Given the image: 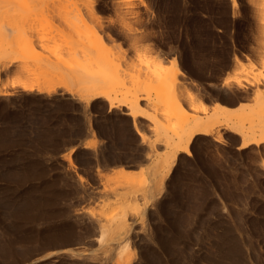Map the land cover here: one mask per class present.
I'll list each match as a JSON object with an SVG mask.
<instances>
[{
	"label": "rangeland",
	"instance_id": "obj_1",
	"mask_svg": "<svg viewBox=\"0 0 264 264\" xmlns=\"http://www.w3.org/2000/svg\"><path fill=\"white\" fill-rule=\"evenodd\" d=\"M235 1L0 0V44L14 40L0 56V198L20 204L10 214L0 208V264H116L120 251L128 264H264V143L239 148L219 128V142L199 136L163 181L166 169L145 161L156 139L149 124L141 140L139 118L116 102L123 89L108 90L112 107L87 104L69 79L118 62L128 73V61L148 76L152 58H174L207 107L211 90L248 86L249 97L230 107L256 118L261 6ZM162 119L172 135L175 121ZM120 167L127 175L115 174ZM133 198L138 214L126 209ZM112 209H126V231L98 240L96 219Z\"/></svg>",
	"mask_w": 264,
	"mask_h": 264
},
{
	"label": "bare ground",
	"instance_id": "obj_2",
	"mask_svg": "<svg viewBox=\"0 0 264 264\" xmlns=\"http://www.w3.org/2000/svg\"><path fill=\"white\" fill-rule=\"evenodd\" d=\"M231 1L233 8H237L236 1ZM259 2L261 6V19L264 25V0H259ZM1 6L5 7L8 5ZM2 40L4 42L1 41L0 44V56L7 55V52L10 55L8 47L11 46L14 40H12V42L11 40H8L10 43L6 41L5 38ZM11 48L10 51L13 53ZM162 59L158 57L151 59L149 64H153L152 67L155 69L152 73L148 71L150 76L144 75V68L134 69V66L136 67V65L132 62L130 63V61L124 64L128 73L120 72L123 69L119 70L121 64L118 62V64H110L109 70L104 74L100 72L102 75L99 74V76H96L97 74L79 76L78 74V79L81 77L79 80H75L74 77L77 73H74V75L73 73H70L72 76L70 74L68 76L72 77L69 78L70 80H73L74 82L77 81L78 84H81V87L78 90L82 92L81 96L87 104L95 99L101 98L109 104V107H112L115 103V98H111L108 90L114 89L116 86L123 89L121 92V99L116 102L126 108L127 114L133 119V122L134 120L135 122L138 121L137 119L139 118L140 126H133L135 132L141 140L148 141L145 139L142 127L145 124H149L151 132L156 137L153 143H148L150 144L149 148H151L150 150L154 153V155L150 157L147 156V158H149L144 160L146 162L149 160V164L150 162L151 164L153 163V169L155 172L166 169L165 172L167 174L163 176V181L168 178L173 166L176 164V161L179 159L181 154L188 157L191 156V145L195 139H199V136L212 137L214 141L219 142L221 139L219 128H223L235 137H239V148H247L252 145L258 146L264 143V116L262 114V112L264 113V111H262V109L264 110V91H260L261 89L255 87L256 89L253 90L251 96V101L254 102L256 108L261 109L260 114H262V116L259 114L260 116L258 115L259 117L257 116L256 118L250 117L253 116L250 114V112H252L249 111L250 107H247V112L249 111L248 115L244 113V115L239 114L240 116H236L238 114H236L237 112L235 110L242 108H238L241 104H238L235 108L230 107L234 102L242 99L246 100L249 97V90H247L248 86L246 87L240 83L236 84L234 87H232L231 84L225 83V93L228 95L222 93L221 91L211 90L212 94L210 93L211 95H208H210V99H215V102L212 106L207 107L204 104V90L202 91V88H198V85L197 88H191V85L194 86V82L196 84L197 82L194 79H192L194 82L190 81V77L188 78L185 73L186 71L184 72L179 67L180 64L177 63L178 61L176 62L173 58L171 61L165 62ZM115 61L116 60H114V62ZM111 62L112 61H110V63ZM141 62L144 63V59H142ZM105 64L104 66L106 67ZM1 94L5 93L3 92ZM219 101H222V103ZM242 110H244V106ZM245 115L250 117V122L249 120H246L248 117L245 119ZM160 118H163L165 121L170 119L175 121V127L173 126L172 135H168L169 129L167 130L166 126L161 123ZM244 120L249 122L247 123L248 127H246L247 125L245 126ZM157 146L159 148L162 147L160 151H156L158 149ZM69 165L73 166L72 163H69ZM128 170V167H120V169H117L114 172L115 174L124 176L127 175L129 172ZM13 175L11 176L14 178L17 174ZM12 180L14 181L15 178ZM27 190L29 189L27 188ZM26 197H28V195H26ZM142 197L144 196L142 195ZM130 202L131 205L128 204L126 209L133 210V213L138 214L139 210L137 208V199L133 198ZM23 203H25V200ZM23 203L21 205H24ZM16 206L17 205H13L12 200L6 198V196L0 198V208H2L1 210H3V214H10L14 208L17 210L18 206ZM8 207H11L12 210L7 211ZM126 209L117 212H114L116 211L115 209H112L109 212L106 210L108 213L104 215V212L102 216H99L96 219L100 224V237L98 240H102L103 237L107 235L111 236L117 234L119 237L124 235V231H126ZM107 214H109V216L104 217ZM2 248H4V246ZM9 251L13 253L12 247L9 248ZM116 255L119 257L116 264H128V257L126 254L124 255V251L117 252Z\"/></svg>",
	"mask_w": 264,
	"mask_h": 264
}]
</instances>
